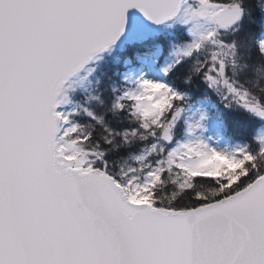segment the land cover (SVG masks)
<instances>
[{"label":"snow or ice","instance_id":"snow-or-ice-1","mask_svg":"<svg viewBox=\"0 0 264 264\" xmlns=\"http://www.w3.org/2000/svg\"><path fill=\"white\" fill-rule=\"evenodd\" d=\"M0 264H264V0H0Z\"/></svg>","mask_w":264,"mask_h":264}]
</instances>
